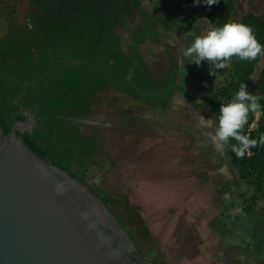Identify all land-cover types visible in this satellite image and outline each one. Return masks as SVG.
Listing matches in <instances>:
<instances>
[{"label": "rangeland", "instance_id": "rangeland-1", "mask_svg": "<svg viewBox=\"0 0 264 264\" xmlns=\"http://www.w3.org/2000/svg\"><path fill=\"white\" fill-rule=\"evenodd\" d=\"M27 1L0 0V16L26 21ZM141 2L155 18L164 41L162 48L156 45L146 50L155 71L162 72L164 58L174 54L181 65L178 81L196 100H202V91L194 85L190 88V82L208 77L204 89L208 94L224 80L231 62L213 75L207 61L190 63L181 50L212 29L210 23L200 19L188 26L184 19L194 9L181 0ZM248 12L264 19V0H243L232 21L239 22ZM262 67L264 57L258 70ZM110 98L103 103L104 117L117 125V135L112 150L104 151L110 165L97 179L98 189L120 221L137 233L139 244L150 245L147 260L151 264H191L193 259L195 264H210L208 255L215 244L211 264H264V197L238 179L225 158L226 150L214 149L209 138L213 129L199 124V115L211 118L208 109L181 97L175 98L168 112L134 104L124 96ZM260 115L258 110L257 119ZM86 174L98 176L95 169ZM205 213L211 215L209 220ZM179 221L193 227V232L189 226L182 232L187 248L181 253L170 238L173 229L182 230Z\"/></svg>", "mask_w": 264, "mask_h": 264}, {"label": "flooded vegetation", "instance_id": "flooded-vegetation-1", "mask_svg": "<svg viewBox=\"0 0 264 264\" xmlns=\"http://www.w3.org/2000/svg\"><path fill=\"white\" fill-rule=\"evenodd\" d=\"M27 5L24 22L0 16L1 126L105 200L97 179L109 168L103 155L112 150L117 125L107 122L103 103L118 95L168 112L177 97L198 101L178 81L177 56H166L163 71H155L146 50L162 48L164 41L141 0H28ZM173 59L176 88L167 90ZM90 169L98 176L87 177Z\"/></svg>", "mask_w": 264, "mask_h": 264}, {"label": "water", "instance_id": "water-1", "mask_svg": "<svg viewBox=\"0 0 264 264\" xmlns=\"http://www.w3.org/2000/svg\"><path fill=\"white\" fill-rule=\"evenodd\" d=\"M0 264H151L81 179L0 125Z\"/></svg>", "mask_w": 264, "mask_h": 264}, {"label": "trees", "instance_id": "trees-1", "mask_svg": "<svg viewBox=\"0 0 264 264\" xmlns=\"http://www.w3.org/2000/svg\"><path fill=\"white\" fill-rule=\"evenodd\" d=\"M183 4L194 9L185 19L184 22L192 27L200 19H207L211 28L222 27L225 23L231 22L236 13L237 8L243 0H218V3L209 7L203 0L199 4H195L194 0H181ZM240 23L249 25L254 30V35L261 45H264V19L256 12H248L241 16ZM264 54L258 56L256 60H241L234 56L231 59V67L228 70L224 80L219 82L207 95L205 104L201 106L210 110L213 118L219 116V111L222 104H226L232 100L235 93L239 91L241 83L247 85V90L253 95L259 97L261 115L257 119L256 112L249 113L248 122L244 126L243 134L248 135L251 139L259 140L264 135V67L258 70L259 64L263 59ZM173 65L168 76L169 82L165 89L171 90L174 85V75L177 73V61L173 59ZM218 69L214 70L216 73ZM213 77V76H212ZM170 97V96H169ZM159 98L158 95L153 97V100ZM195 104V103H194ZM1 125V123H0ZM5 134L8 130L4 128ZM28 144V143H27ZM237 144V141L230 139L226 145L225 158L232 165L233 170L237 174L238 179L245 180L259 196L264 197V145H258L250 149L251 155L247 153L243 158H238L231 150L232 145ZM33 150V146L29 145ZM61 167V166H60ZM63 168V167H62ZM67 170V169H66ZM77 177V175L72 174ZM130 234L133 236L138 245V249L142 250L144 256H147L146 244H139V237L131 226L126 225L121 221Z\"/></svg>", "mask_w": 264, "mask_h": 264}, {"label": "clouds", "instance_id": "clouds-1", "mask_svg": "<svg viewBox=\"0 0 264 264\" xmlns=\"http://www.w3.org/2000/svg\"><path fill=\"white\" fill-rule=\"evenodd\" d=\"M200 2L194 0L195 4ZM203 3L211 7L218 0H203ZM181 54L196 65L207 61L214 75V70L228 68L234 56L241 60H256L264 54V45L259 43L251 26L231 21L197 35L188 48L181 50ZM258 101L259 97L250 93L245 83H241L232 100L221 105L218 120L216 117L205 119L199 115V124L205 129H213L209 138L217 152L225 151L230 139L237 141L231 150L238 158H243L246 153L251 155L250 149L264 145V135L256 140L243 134L249 113H255L261 107Z\"/></svg>", "mask_w": 264, "mask_h": 264}, {"label": "bare ground", "instance_id": "bare-ground-1", "mask_svg": "<svg viewBox=\"0 0 264 264\" xmlns=\"http://www.w3.org/2000/svg\"><path fill=\"white\" fill-rule=\"evenodd\" d=\"M184 211H186L187 212V209L186 210H184ZM179 215H182V213H180ZM209 217H211V215L208 213V214H204V218L206 219V218H208V220L210 219ZM180 223H179V226L182 228V230H174L173 229V233H172V237L170 236V238H171V240L172 241H174V243H175V245H176V247L178 248V253H181V252H183V251H185L186 250V246H183L184 245V242L182 241V232H183V230H184V228H188V226H189V228L191 227V232H193V227L192 226H190L187 222H184V223H182L181 221H179ZM187 223V224H186ZM197 225V223H194V226H196ZM223 246V245H222ZM224 247V246H223ZM213 249L215 250V244L211 247V250H210V253H209V255H208V258H210V264H211V258L212 259H214L215 258V254L213 253ZM198 255V254H197ZM183 256V255H182ZM181 256V257H182ZM199 256V255H198ZM186 260H187V258H185ZM188 261V260H187ZM186 261V262H187ZM188 263V262H187ZM189 264V263H188ZM191 264H195L194 263V260L192 259V262H191Z\"/></svg>", "mask_w": 264, "mask_h": 264}, {"label": "crops", "instance_id": "crops-1", "mask_svg": "<svg viewBox=\"0 0 264 264\" xmlns=\"http://www.w3.org/2000/svg\"><path fill=\"white\" fill-rule=\"evenodd\" d=\"M189 13V12H188ZM187 13V14H188ZM199 21V20H198ZM197 21V22H198ZM210 73H211V71H210ZM208 77H205V79H202V80H200V81H198V82H196V84L194 83V82H190L191 83V85L189 84V87L190 88H192V85H194L195 87H196V89L199 87L200 88V91H202V94H198L199 96H202V100H199V103H195L196 105H198V106H200V107H202L201 105L202 104H205V100H206V98H207V95L210 93H208V94H204L205 93V87L207 88L208 86L206 85V83H205V80L207 79ZM210 83V82H209ZM188 85V84H187ZM198 101V100H197ZM207 109V108H206ZM209 111V113H210V119H213V115H212V113L210 112V110H208Z\"/></svg>", "mask_w": 264, "mask_h": 264}]
</instances>
